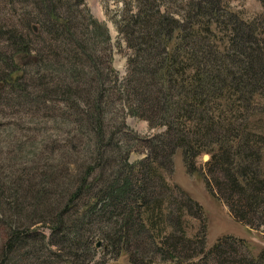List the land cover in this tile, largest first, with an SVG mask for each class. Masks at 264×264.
Returning <instances> with one entry per match:
<instances>
[{
  "label": "trees",
  "instance_id": "obj_1",
  "mask_svg": "<svg viewBox=\"0 0 264 264\" xmlns=\"http://www.w3.org/2000/svg\"><path fill=\"white\" fill-rule=\"evenodd\" d=\"M258 1L262 15L246 22L229 12L227 0H190L179 11H162L164 0H125L122 14L112 19L128 51L127 75L119 84L108 29L92 19L83 0H29L23 31L0 25L9 61L35 53L39 72L65 81L52 93L81 117L77 127L90 131L100 152L98 164L86 168L68 201L48 217L49 237L10 226L0 264H87L93 254L90 224L113 219L107 247L123 251L131 264H264V250L252 256L235 237L207 248L205 226L199 238H187L182 218L193 215L192 207L201 214V207L177 187L168 188L160 175L173 173L180 151L188 175L201 179L234 221L264 236V133L253 124L255 115L264 114L256 104L264 101V0ZM116 90L119 113L163 132L145 141L148 155L137 165L125 162L128 148L123 164L94 191L110 162L106 154L123 148L115 137L127 128L125 120L108 117L104 104ZM204 155L209 160L198 167ZM51 184L41 181L42 187ZM84 192L93 203L75 219ZM55 246L65 262L51 252ZM77 251H86L84 261Z\"/></svg>",
  "mask_w": 264,
  "mask_h": 264
},
{
  "label": "rangeland",
  "instance_id": "obj_2",
  "mask_svg": "<svg viewBox=\"0 0 264 264\" xmlns=\"http://www.w3.org/2000/svg\"><path fill=\"white\" fill-rule=\"evenodd\" d=\"M26 1L29 0H0V25L18 27L23 31L21 17L25 19L26 9H29ZM124 1L83 0L92 19L105 24L108 29L111 65L117 72L118 84L127 75L128 51L125 42L118 36L112 19L122 14ZM189 1L164 0L161 10L170 8L171 11H179ZM227 8L246 22L263 13L258 0H227ZM31 31L33 32L32 29ZM45 45L48 44H40L43 47ZM11 54L8 42L0 38V257L10 226H27L34 232H43L49 237V218H53L68 201V195L73 192L78 184V177L86 168L98 164L100 153L90 131L77 127L81 117L75 116L72 108L60 99V94L52 93L56 85H64L65 81L50 73L45 77L39 72V61L35 53L28 58H24V54H18L9 61ZM42 57L47 64L53 62L51 58ZM117 90L113 96L108 94L104 104L109 110L108 117L111 116L115 121L121 118L125 120L127 128L124 132L120 130L121 134L115 137L119 135L118 146L123 148L122 151L114 149V153L106 154L110 162L106 166L105 177L95 184L94 191L106 183L116 165L123 164L124 152L128 148L130 152L125 162L137 165L148 155L149 148L145 141L163 132V129H150L144 120L119 113L118 109L122 105L119 104ZM77 104L80 105L78 102ZM256 104L264 107L263 100L256 99ZM253 120L256 130L264 133V114L255 115ZM115 130L114 128L113 132ZM208 160L206 155L200 157L197 160L198 167ZM261 165L264 174V157ZM160 175L168 188L177 187L201 207V214L192 207L190 211L193 215L185 214L182 218L187 238H199L202 227L205 226L207 248L218 240L231 236L244 240L252 256H257L264 250L261 231L251 230L234 221L224 203L209 195L203 181L188 175L180 151L173 158V173L161 171ZM42 180H50L52 184L50 187H42ZM27 185L32 188H27ZM41 189L46 192V197H41ZM43 198H46L45 201ZM92 203L91 193L84 192L76 203L77 213L73 218H78L80 214L85 217ZM114 222L116 221L113 219L110 223L90 224L92 233L87 238L92 244L93 254L87 264H131L123 251L117 253L107 247L105 236L112 232ZM167 232L170 233V229ZM145 246L150 245L145 243ZM51 252L58 254L63 262L67 260L58 246L52 247ZM77 252L80 256L87 254L86 251ZM85 259L86 256L83 261Z\"/></svg>",
  "mask_w": 264,
  "mask_h": 264
},
{
  "label": "water",
  "instance_id": "obj_3",
  "mask_svg": "<svg viewBox=\"0 0 264 264\" xmlns=\"http://www.w3.org/2000/svg\"><path fill=\"white\" fill-rule=\"evenodd\" d=\"M33 30H34V31L36 30L35 27H33ZM97 247H99V244H97Z\"/></svg>",
  "mask_w": 264,
  "mask_h": 264
}]
</instances>
